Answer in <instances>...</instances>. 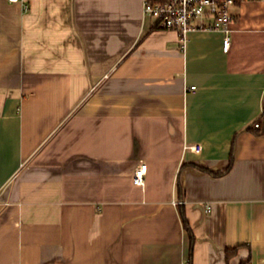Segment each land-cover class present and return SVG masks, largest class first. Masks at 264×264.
Masks as SVG:
<instances>
[{"label": "crops", "instance_id": "crops-1", "mask_svg": "<svg viewBox=\"0 0 264 264\" xmlns=\"http://www.w3.org/2000/svg\"><path fill=\"white\" fill-rule=\"evenodd\" d=\"M233 13L224 53L142 0H0V264H264V0Z\"/></svg>", "mask_w": 264, "mask_h": 264}, {"label": "built area", "instance_id": "built-area-1", "mask_svg": "<svg viewBox=\"0 0 264 264\" xmlns=\"http://www.w3.org/2000/svg\"><path fill=\"white\" fill-rule=\"evenodd\" d=\"M7 1L21 4L24 11L28 9V0ZM258 1L263 0H142V13L155 20L160 29L177 33L183 48L190 33H219L222 35V51L226 53L230 47L231 27L234 23L233 9L244 3ZM189 90L194 91L195 88L190 87ZM253 127L258 129L260 122H255ZM185 149L199 154L202 147L195 144L186 146ZM145 172V164L135 169L133 175L135 185L143 186Z\"/></svg>", "mask_w": 264, "mask_h": 264}, {"label": "trees", "instance_id": "trees-1", "mask_svg": "<svg viewBox=\"0 0 264 264\" xmlns=\"http://www.w3.org/2000/svg\"><path fill=\"white\" fill-rule=\"evenodd\" d=\"M261 133H263V131H261ZM231 163H232V159L230 160L229 165H228V167H227V169H226L225 171H227V170L230 169ZM225 171H224V172H225ZM219 175H221V174H219ZM180 218H181L182 226H183L184 230L186 231V233H187L188 236L190 237L191 242H193L192 234H191L190 229H189V227H188V225H187V223H186V221H185V219H184V217H183L182 214H180ZM191 244H192V243H191ZM236 250H237L236 248H233V249H227V250L225 251V258H226V259H229V257H230L231 255H233V254L236 252ZM241 264H248V263L242 262Z\"/></svg>", "mask_w": 264, "mask_h": 264}]
</instances>
